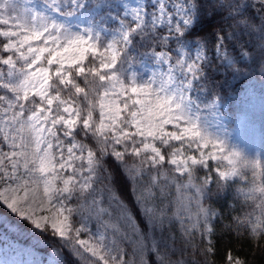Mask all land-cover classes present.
<instances>
[{
	"label": "snow or ice",
	"instance_id": "obj_1",
	"mask_svg": "<svg viewBox=\"0 0 264 264\" xmlns=\"http://www.w3.org/2000/svg\"><path fill=\"white\" fill-rule=\"evenodd\" d=\"M225 5L240 7L239 0L131 8L123 0H0V200L71 236L86 264H147L151 231L116 191L104 163L115 157L140 213L165 239L159 264H185L167 247L176 222L195 264H249L230 247L219 256L217 235L264 251V159L234 144L223 125L202 124L209 108L193 94L208 91L210 29L217 51L230 55L206 18ZM193 38L195 55L184 51ZM150 58L158 70L138 80L137 66ZM258 70L264 75V61ZM208 104L221 120L214 88ZM74 213L95 220L97 234L77 226Z\"/></svg>",
	"mask_w": 264,
	"mask_h": 264
},
{
	"label": "trees",
	"instance_id": "obj_2",
	"mask_svg": "<svg viewBox=\"0 0 264 264\" xmlns=\"http://www.w3.org/2000/svg\"><path fill=\"white\" fill-rule=\"evenodd\" d=\"M208 2L214 3V0H208ZM239 3V8H229L228 5H225L223 8H217L215 13L211 15L206 14V18L212 20V28L218 29L220 34L223 35L225 47L230 55H221L217 51L216 41L219 36L210 29L208 39L203 46L206 60L204 62L202 87L207 86L208 91L198 94L193 93L198 95L199 100L203 101L205 105L208 103L211 89L214 88L219 96L221 106L224 107V112L225 110L227 112L236 111L244 100H248L251 107L254 106L252 103L256 106L257 99L254 96L257 95H260V101L264 104V75L258 70L261 61H264V1L239 0ZM241 16H246L248 22L234 24L233 18ZM136 39L139 40V37H136ZM185 42L191 47L198 46L195 38ZM245 52L248 54L245 55ZM234 66L241 68L247 66L250 70L241 73L237 72ZM262 127L261 132L264 133ZM262 150H264V142L258 149L260 153ZM104 163L112 175L116 191L126 198L143 230L146 233L151 231L146 250L147 264H159L157 253L166 246L164 237L159 230H151L147 220L140 213L131 197L130 182L123 171L121 163L115 157L109 156L104 158ZM74 200L73 197L72 201L68 203H73ZM213 200L218 208L224 209L227 207V202L218 201L215 198ZM72 218L78 222L77 226L84 224L88 225L91 230L97 231L95 220L89 222L82 215L76 213L73 214ZM218 227L222 228L223 225L221 224ZM171 229L174 235L167 247L171 248L173 257H182L185 264H195L191 255L186 254L190 252V249H186L181 240L182 233L179 231V223L173 224ZM0 232L18 243L32 246L41 253L49 254L59 264H86L84 253L78 249L71 236L62 238L47 227L38 229L28 220L6 208L1 201ZM233 236L234 234L218 232L217 249L219 256L223 255L226 247H230L239 254L244 255L249 264H264V251L252 245L250 240L234 239ZM153 241L155 242L156 251H153Z\"/></svg>",
	"mask_w": 264,
	"mask_h": 264
},
{
	"label": "rangeland",
	"instance_id": "obj_3",
	"mask_svg": "<svg viewBox=\"0 0 264 264\" xmlns=\"http://www.w3.org/2000/svg\"><path fill=\"white\" fill-rule=\"evenodd\" d=\"M253 1V0H252ZM256 1V0H255ZM264 1V0H262ZM44 0H32V3L35 5L37 3L42 4ZM129 8L136 6H148L153 0H123ZM49 15L55 16L56 14L49 10ZM62 19V18H61ZM76 21H72L73 28L75 31ZM175 39V38H173ZM198 46H190L184 42V51L190 52L192 55L196 54ZM143 61V58H141ZM159 66L156 64L154 59H149L148 61L142 62L137 66V79H148L154 71H157ZM258 96V97H257ZM254 96L257 99L256 106L251 107L248 100H244L236 111H226L224 112V107L221 106L219 101L218 114L222 117L221 120H216L212 118V105L206 103L205 105L209 108V114L207 121H205L204 115H201V123H207L209 130L214 131L218 124L223 125L224 128L228 130L231 135V140L234 144H237L239 147L245 151L250 152L253 155H258L264 159V150L260 153L258 149L260 145L264 142V133L261 132V127L264 125V104L260 101V95ZM260 101V102H259ZM203 107V106H202ZM195 115V109L193 110ZM264 127H262L263 129ZM258 153V154H257ZM1 203L13 211L12 208L8 206L3 200H0ZM16 215L23 217L24 219L31 222L34 227H38L32 219H29L26 216H21L17 211H13ZM86 226V225H85ZM43 227H47L50 230L54 231L51 228L49 223H45ZM93 234H97V231H93L86 226ZM57 236H60L56 233ZM61 237V236H60ZM66 237V236H65ZM62 237V238H65ZM0 261H3L4 264H59L55 258H52L49 254L41 253L35 250L32 246H28L22 243L14 241L9 236L7 237L4 233L0 232Z\"/></svg>",
	"mask_w": 264,
	"mask_h": 264
}]
</instances>
